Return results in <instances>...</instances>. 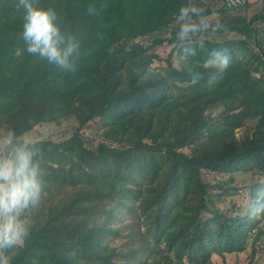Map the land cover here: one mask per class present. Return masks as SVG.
Returning a JSON list of instances; mask_svg holds the SVG:
<instances>
[{
    "label": "trees",
    "instance_id": "16d2710c",
    "mask_svg": "<svg viewBox=\"0 0 264 264\" xmlns=\"http://www.w3.org/2000/svg\"><path fill=\"white\" fill-rule=\"evenodd\" d=\"M256 1L31 0L54 8L79 41L65 71L22 51L25 9L0 0V128L15 141L44 122L76 121L62 140L33 141L41 196L25 212L23 242L0 253L8 264H213L214 254L249 246L253 262L264 236V213L249 214L264 186V5L250 13ZM189 7L209 22L203 45L189 42L193 63L180 59L173 23ZM161 46H170L166 57ZM214 48L227 49L230 63L209 87L213 69L202 59ZM238 172L259 176L244 186L243 204L230 196L240 191ZM228 199L226 211L218 201ZM121 211L131 216L125 225Z\"/></svg>",
    "mask_w": 264,
    "mask_h": 264
},
{
    "label": "clouds",
    "instance_id": "9594fccd",
    "mask_svg": "<svg viewBox=\"0 0 264 264\" xmlns=\"http://www.w3.org/2000/svg\"><path fill=\"white\" fill-rule=\"evenodd\" d=\"M25 9L20 37L23 52L33 54L60 70H71L73 60L79 54V41L72 34L62 31L58 13L51 7L34 5L31 0H21ZM177 31L175 44L180 59L193 63L190 41L196 47L203 45L200 39L209 22L191 7L180 11L173 21ZM21 49L17 50L19 55ZM230 54L225 48L211 49L202 59L204 68H211L206 84H216L227 70ZM198 75V74H197ZM39 149L35 143L20 137L0 140V253L21 244L30 230V221L25 214L29 207L38 204L42 191ZM264 213V186L255 191L249 203V214ZM0 264H8L0 255Z\"/></svg>",
    "mask_w": 264,
    "mask_h": 264
},
{
    "label": "rangeland",
    "instance_id": "374dc122",
    "mask_svg": "<svg viewBox=\"0 0 264 264\" xmlns=\"http://www.w3.org/2000/svg\"><path fill=\"white\" fill-rule=\"evenodd\" d=\"M264 5L263 0H257L253 4V8L250 10V13L253 12V10L256 7H262ZM170 50V46H161L158 48L159 53L163 56L166 57L168 55V52ZM76 126V121L73 117L67 118L62 120L59 124L53 123V122H44L39 125H37L35 128H33L31 131L27 132L24 134L23 137H27L31 139L32 141L38 140V139H46V138H51L55 140H62L68 136L71 135V133L74 131V128ZM101 129H94L93 128V123L91 127L87 128L86 132L93 137V143L96 144L98 140V135L100 133ZM11 138V135L4 129L0 128V140H5L8 138ZM204 177L207 179H224L226 177L225 175L222 174H215L209 170H204ZM227 178V177H226ZM235 181L232 182V185H236L240 191L238 193H233L230 196L235 197L237 201L240 204L245 203V194L244 192V186L252 183L253 181L257 180L259 176L253 175L252 173H243V172H238L235 177ZM216 190V189H215ZM218 204L227 210H230L231 206L229 199L227 201H218ZM120 219L118 221V224H126L130 221L131 216L129 214H125L121 211L120 214ZM262 225H264V220H262ZM121 238L117 237L116 242H121ZM260 248L261 250L259 253L255 256L253 262L251 264H264V236L260 240ZM251 252L252 248L249 246L247 249L243 251H234V252H229L225 253V255H217L214 254L212 259H213V264H250L251 262Z\"/></svg>",
    "mask_w": 264,
    "mask_h": 264
},
{
    "label": "built area",
    "instance_id": "2783aa9c",
    "mask_svg": "<svg viewBox=\"0 0 264 264\" xmlns=\"http://www.w3.org/2000/svg\"><path fill=\"white\" fill-rule=\"evenodd\" d=\"M231 2L237 3V2H241L243 0H230Z\"/></svg>",
    "mask_w": 264,
    "mask_h": 264
}]
</instances>
